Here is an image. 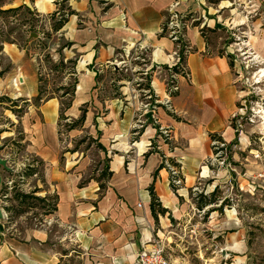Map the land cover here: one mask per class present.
<instances>
[{"label":"crops","instance_id":"crops-1","mask_svg":"<svg viewBox=\"0 0 264 264\" xmlns=\"http://www.w3.org/2000/svg\"><path fill=\"white\" fill-rule=\"evenodd\" d=\"M60 2L4 0L0 2V11L23 6L38 16L50 17ZM174 3L178 12L187 10L181 0H67L65 7L73 14L54 32L66 45L59 52L54 51V57L74 62L77 79L72 100L76 104L93 103L105 111L100 116L98 111L86 112L84 122L87 127L94 123V132L100 134L101 143L109 146L101 154L111 176L106 178L103 190L99 185L104 179H90L80 186V172L85 174L89 159L83 155L74 162L67 161L57 135L59 99L44 102L26 131L31 150L44 164L48 193L56 194V209L47 224L69 230L62 238L58 236L60 231L53 233L44 226L28 231L20 240L6 239L4 218H1L0 264H59L61 254L56 243L65 246L66 240L73 239L72 232L85 235L80 247L99 264H134L141 252L146 255L155 248L162 233L152 228L155 220L149 208L148 188L153 184L156 193L160 184L164 192L161 201L169 213L179 206L177 199L168 194V171L165 168L157 171L162 156L180 164L183 183L188 184L194 172L204 169L212 155L210 134L221 136L225 143L234 140L230 122L243 93L228 60L210 53L195 27H188L183 34L187 53L180 66L182 72L175 77L178 91L166 98L169 110L160 107L157 111H143L133 93L127 97L122 92L123 100L99 95L104 83L101 75L110 66L113 70L117 67L128 71L132 67L129 60L139 54L146 57L145 73L151 68L179 64L181 45L167 35L160 37L166 14ZM2 54L13 65L12 73L17 78L12 87L24 96L36 95L39 82L33 61L17 48L8 52L3 49ZM12 73H5V85L9 89H12L9 83ZM166 78L160 72H150V87L161 100L166 97ZM121 83L117 81L118 87L124 89ZM147 112H152L150 121ZM139 128L143 129L140 133ZM159 130L168 133L170 147L163 143ZM73 168L79 177L66 175L65 171ZM141 186L147 187V191H141ZM95 196L100 200L94 204ZM119 198L129 201L132 210L125 203H117Z\"/></svg>","mask_w":264,"mask_h":264},{"label":"rangeland","instance_id":"rangeland-1","mask_svg":"<svg viewBox=\"0 0 264 264\" xmlns=\"http://www.w3.org/2000/svg\"><path fill=\"white\" fill-rule=\"evenodd\" d=\"M181 1L187 5V10L180 13L174 6L166 14V35L176 32L181 45L186 29L197 24L195 28L199 33L202 31L207 50L224 56L232 64L243 99L230 122L234 140L225 144L212 142L215 148L205 168L196 170L190 183L184 184L181 179L176 190L169 186L168 194L177 199L179 206L154 221L153 230L162 232L159 235L161 254L155 263L264 264V0ZM6 11L0 13V209L5 235L6 239L20 240L28 231L46 226L53 233L60 231L58 236L62 237L69 229L47 224V219L54 214L56 194L48 193L44 164L30 148L27 126L39 114L44 102L59 99L57 135L67 161L74 162L83 155L89 159L85 174L80 172L81 186L90 179H100L107 166L101 152H106L105 146H109L101 143L100 134L94 132V123L87 127L79 119L86 112L98 111L100 116L105 111L97 107L99 105L76 104V100H72L77 79L74 62L54 57V51L59 52L66 45L51 31V26L60 18L59 12L50 23L49 16H38L31 9ZM171 21L174 25H170ZM16 48L24 52L37 69L39 83L34 96H24L12 87L17 78L12 73L13 65L2 52ZM129 61L132 67H128V71L117 67L113 70L110 66L101 75L104 83L99 90L100 97L123 100L122 92L127 97L133 93L143 111H157L160 107L169 110L168 89L177 85L176 74L171 72L173 66L151 68L144 75L143 69L147 68L144 55L139 54ZM151 71L167 76L164 100L156 98L150 87ZM10 72L12 89L5 85V73ZM117 81L123 82L124 89L118 87ZM142 130L139 128V133ZM169 142L163 143L170 147ZM65 172L67 176L79 177L75 168ZM106 181V178L102 181L104 186ZM140 190L147 191V187L141 186ZM212 192L215 204L198 210L196 203L200 202V195L209 197ZM163 195L159 184L156 196L162 208L166 206L161 201ZM99 200V196H95L93 203ZM221 202H224L221 210H216ZM117 203H125L132 210L129 201L119 198ZM71 234L74 237L66 240L65 246L56 241L61 254L59 264H99L80 247L85 235ZM155 250L156 245L145 257L150 258ZM141 253L134 264H142L144 255Z\"/></svg>","mask_w":264,"mask_h":264},{"label":"trees","instance_id":"trees-1","mask_svg":"<svg viewBox=\"0 0 264 264\" xmlns=\"http://www.w3.org/2000/svg\"><path fill=\"white\" fill-rule=\"evenodd\" d=\"M66 2H67V0H61V2L59 4L60 9H58L56 12H54L50 16L51 20H56L55 19V16L59 12L60 18L57 19L56 20V23L52 26V30L54 32L60 30L64 26L65 22L67 21V16L73 14V12L69 8H66L65 7V3ZM23 8L29 9L27 7L21 6V7L15 8V9H9L6 12H15V11H17L19 9H23ZM2 12H5V11H0V13H2ZM186 18H187V16H186ZM166 25H167V23L165 22L163 24V26H162V30H161V33H160V37L166 36ZM192 26L193 27H196L198 25L197 24H193ZM200 33H202V31H200ZM179 42L180 41L178 40L176 43H179ZM186 53L187 52H186L185 44L182 43L181 46H180V50H179V64H177L176 66L172 67L171 68V72H173L175 74H179L180 72H182V70L180 69V66L185 61V55H186ZM230 66H232L231 63H230ZM148 90L150 91L149 86H148ZM175 94H176V92L172 93L171 96H174ZM84 120H85V114H83L81 116V118L79 119V122H84ZM158 135L159 136L161 135L160 132H158ZM210 140L212 142L218 141V142H220L222 144H225V142L222 139V137L219 136V135H217V134H210ZM151 147L153 149L152 151H155L154 150L155 149V144L153 142L151 143ZM212 148L214 149L215 146L212 145ZM165 161H168L171 165L175 166L176 168H180V164L179 163H177L176 161H173L171 159H167V158H165V157L162 156V163L158 167V170L157 171H159V170H161L163 168H165L167 170V168L165 166ZM157 171L155 172V176L157 175ZM29 175H31V173H29ZM110 176H111V172H109L108 171V168L106 167V169L100 174V176H99L100 179L99 180L101 181L102 179L108 178ZM180 178H181V175H180ZM169 182H170V184H169L170 188L172 190H176V185L171 181L170 178H169ZM81 185H83V184H81ZM99 188H100V190H103L104 189V185L103 184H100L99 185ZM148 192H149V196H150L149 208H150V211H151V215H152L153 219L155 221H157L158 216H165L166 214L169 213V211L167 209L161 207V204H160V202L158 200V197L156 196V193L154 191V185L153 184L148 188ZM214 197H215V193L214 192H212L209 197L200 195V199L201 200H200V202H197L196 203L197 209L198 210H202L204 207H207V206H210V205L215 204V201L216 200H215ZM223 204H224V202H221L220 206L216 210H219L220 211L221 210V207L223 206ZM55 209H56V205L54 207V211H55ZM209 211L212 212V211H215V210H209Z\"/></svg>","mask_w":264,"mask_h":264},{"label":"built area","instance_id":"built-area-1","mask_svg":"<svg viewBox=\"0 0 264 264\" xmlns=\"http://www.w3.org/2000/svg\"><path fill=\"white\" fill-rule=\"evenodd\" d=\"M174 6H177V3H174L171 5L170 7V11H172V8ZM58 14V13H57ZM174 17H177V14H174ZM174 22L171 21L170 22V25H174L173 24ZM173 41L177 42L179 39L177 38L176 36V32L172 31L171 34L168 35ZM176 54V53H175ZM178 56V54H176ZM177 65V64H176ZM174 65V66H176ZM173 66V67H174ZM178 91V87L177 85L173 84L169 89H168V95L171 97V94L174 93V92H177ZM235 117V116H234ZM162 135L164 137V139L162 138L163 142L166 141H169L170 138L168 136V133L165 131V130H162ZM167 144V143H166ZM165 166L168 170V173H169V178L171 179V181L175 184V185H179L181 183V178H180V175H181V170L180 168H176L175 166L171 165L168 161H165ZM160 242L156 243V250L153 251V254L151 255L150 258L148 257H145V255L142 257L141 259V263L142 264H156L155 262L158 261L159 259V256L161 254V249H159L160 247ZM158 248V249H157Z\"/></svg>","mask_w":264,"mask_h":264},{"label":"water","instance_id":"water-1","mask_svg":"<svg viewBox=\"0 0 264 264\" xmlns=\"http://www.w3.org/2000/svg\"><path fill=\"white\" fill-rule=\"evenodd\" d=\"M146 117L148 118V120H152V112H147L146 113ZM2 163V161L0 160V164ZM2 213H1V209H0V219L2 218Z\"/></svg>","mask_w":264,"mask_h":264}]
</instances>
